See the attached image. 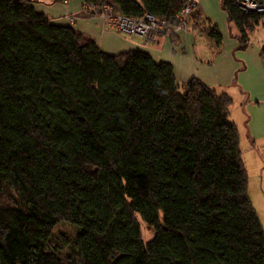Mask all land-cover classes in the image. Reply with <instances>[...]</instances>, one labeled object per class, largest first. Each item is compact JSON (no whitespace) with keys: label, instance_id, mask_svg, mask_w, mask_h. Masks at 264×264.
Segmentation results:
<instances>
[{"label":"trees","instance_id":"1","mask_svg":"<svg viewBox=\"0 0 264 264\" xmlns=\"http://www.w3.org/2000/svg\"><path fill=\"white\" fill-rule=\"evenodd\" d=\"M112 1L171 25L184 4ZM222 5L246 48L264 14ZM232 104L143 50L103 52L32 0H0V264H264ZM61 223L75 237L54 246Z\"/></svg>","mask_w":264,"mask_h":264},{"label":"crops","instance_id":"2","mask_svg":"<svg viewBox=\"0 0 264 264\" xmlns=\"http://www.w3.org/2000/svg\"><path fill=\"white\" fill-rule=\"evenodd\" d=\"M35 9L56 25L71 26L93 38L103 52L115 55L129 50H143L156 62L173 66L179 82L199 78L202 83L233 99L230 116L241 137L252 149L264 145V58L260 49L251 44L240 48V30L229 19L222 0H195L196 11L188 32H177L155 42L142 44L139 35H121L104 24L83 0H32ZM221 33L217 44L208 30ZM237 102H236V101ZM242 135V136H241Z\"/></svg>","mask_w":264,"mask_h":264},{"label":"built area","instance_id":"3","mask_svg":"<svg viewBox=\"0 0 264 264\" xmlns=\"http://www.w3.org/2000/svg\"><path fill=\"white\" fill-rule=\"evenodd\" d=\"M239 8L245 13L264 14V0H234ZM92 12L98 14L105 25L115 30L121 35H140L142 44L155 42L160 31L164 32L165 37L176 32H186L191 26V16L196 8L195 0H184L180 11L174 16V24L157 18L151 13L141 17H132L119 12L112 0H102L99 5L87 6Z\"/></svg>","mask_w":264,"mask_h":264},{"label":"rangeland","instance_id":"4","mask_svg":"<svg viewBox=\"0 0 264 264\" xmlns=\"http://www.w3.org/2000/svg\"><path fill=\"white\" fill-rule=\"evenodd\" d=\"M190 29L188 31H190ZM247 31L249 41L260 49L264 58V16H261L257 22L248 27ZM164 32L160 31L156 40H158L160 36L165 37L163 34ZM176 34L177 32L170 34V36L166 38L170 39V37ZM235 118L236 117L233 115L230 116V119L234 120ZM241 141L240 152L242 154L246 174L248 175V196H250L251 204L255 208L257 216L259 217L261 227L264 229V145L263 147H260V149H255L253 147L251 149L250 146L243 141V136L241 137ZM139 223L143 240L152 239L155 235L154 227L143 221L140 216ZM58 226L59 227L56 228V231H54V234L51 236V244L54 246L57 244L62 245L64 242H70V240L75 237L76 233V229L68 223H61Z\"/></svg>","mask_w":264,"mask_h":264}]
</instances>
